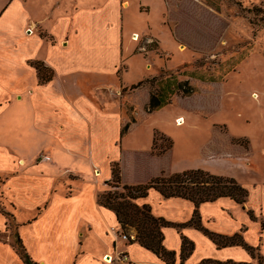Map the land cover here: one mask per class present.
I'll list each match as a JSON object with an SVG mask.
<instances>
[{
	"label": "crops",
	"instance_id": "crops-1",
	"mask_svg": "<svg viewBox=\"0 0 264 264\" xmlns=\"http://www.w3.org/2000/svg\"><path fill=\"white\" fill-rule=\"evenodd\" d=\"M137 1L148 6L147 0ZM129 5L130 0H0V132L9 126L8 130L28 137L27 149L3 143L0 138V172L2 168L4 172L17 168L10 176L22 175L30 182L47 185L43 196L48 198L40 205V213L18 226L22 242L25 232L34 237V248H25L40 264H109L102 260L103 256L116 257L120 252L127 254L125 264H166L139 243L123 238L115 213L97 200L110 177L109 162L121 156L102 153L109 143L117 145V141L114 142L116 137H107L108 130H98L97 92L87 83L89 78H104L102 75L107 72L115 75L116 66L124 60V46L130 49L124 15ZM140 32L143 28L133 30L131 40ZM133 33L137 35L132 36ZM32 60L43 62L53 71L49 81L39 82L36 69L29 63ZM126 65L125 71L129 67L127 62ZM111 89L103 88L109 92ZM13 101L25 103L26 109L8 111ZM176 119L178 124L182 122L181 116ZM18 148L20 152H16ZM44 149L51 150L55 166L46 161L33 162L34 156ZM18 153L24 166H15ZM72 158H81L86 172L95 166L98 175L83 173V181L69 179L68 186L79 181L81 187L66 194L57 184L59 177L65 178L59 169L74 166L69 162ZM75 166V171L82 173ZM251 168L249 171L258 174L257 168ZM175 172L179 171L166 174ZM209 172L235 178L247 189L248 196L242 204L228 196L200 203L197 209L202 227L225 237L239 234L251 250L241 245L217 246L190 224L179 229L165 226L161 229L162 243L175 251L174 264H200L208 259L264 264V174L251 173L249 179L243 180L223 172ZM122 181L128 184L124 178ZM136 202L147 203L154 216L175 224L188 222L195 209L189 199L164 197L153 188ZM4 222L0 212V229ZM182 235L193 242V250L183 262ZM0 264L25 263L9 243L0 242Z\"/></svg>",
	"mask_w": 264,
	"mask_h": 264
},
{
	"label": "rangeland",
	"instance_id": "rangeland-1",
	"mask_svg": "<svg viewBox=\"0 0 264 264\" xmlns=\"http://www.w3.org/2000/svg\"><path fill=\"white\" fill-rule=\"evenodd\" d=\"M147 1L149 7L130 0L124 10L125 34L130 39V49L124 46L123 54L128 70L121 60L115 75L107 72L104 78H89L87 83L97 92L98 130H108L106 136L116 137L114 142L117 141V145L109 143L102 153L121 156L109 162V169L117 162L121 183L124 178L128 184L145 183L187 168L223 172L243 180L251 177V167L258 169L255 176L264 174V0ZM140 28L143 32L132 41V31ZM170 75L187 80L194 92L184 95L178 90L167 105L147 112L149 94L158 89L159 79ZM103 88H112L111 93ZM25 109V103L13 101L7 110ZM179 116L180 124L176 119ZM129 118L135 121L120 137V124L121 131ZM2 129L0 141L27 149L28 137L8 130L9 126ZM97 134L101 135L99 131ZM166 138L171 139L172 146L161 153L167 145ZM157 152L161 154L155 155ZM20 159L19 153L15 155V166H24ZM41 161L55 166L49 149L34 156L33 162ZM69 162L82 173H77L74 166L59 169L56 165L60 175H65L58 178L57 184L66 194L81 187L78 182L83 181V173L98 175L95 166L86 172L81 158ZM4 170L0 172V209L6 213H2L5 222L0 242L14 249L19 222L28 219V223L40 213V205L48 198L43 196L47 185L30 182L22 175L10 176L17 168ZM69 179L79 181L71 187ZM104 188H109L105 182ZM113 190L122 191L120 187ZM119 232L131 238L135 234L132 227L124 231L119 227ZM35 242L34 237L24 233L23 243L28 250L34 248ZM123 255L127 257L125 252L111 256L114 260L109 264H125L128 257L124 262L118 260Z\"/></svg>",
	"mask_w": 264,
	"mask_h": 264
},
{
	"label": "trees",
	"instance_id": "trees-1",
	"mask_svg": "<svg viewBox=\"0 0 264 264\" xmlns=\"http://www.w3.org/2000/svg\"><path fill=\"white\" fill-rule=\"evenodd\" d=\"M237 3L240 4V2ZM243 9L247 11L252 10L250 8ZM262 19L264 20V18ZM29 63L36 69L40 83L47 82L52 78L53 71L45 66L43 62L32 60ZM158 83V89L149 94L146 105L147 112H153L167 105L170 102L171 96L178 90H182L184 95H190L194 92V88L188 84L187 80H177L173 75L165 79H159ZM139 84L140 82H138L136 86ZM134 121L135 119L132 118L123 125L120 131V137L129 128L131 122ZM166 139L167 145L161 149L160 152L172 146L171 139ZM154 140L153 145L155 143ZM160 152L155 153V155H160L162 153ZM105 183L109 188L98 193V203L115 213L117 222L123 231L127 227L134 228L135 234L133 238H131L129 234L124 233L129 243H139L142 247L156 254L166 264H174L175 251L166 249L162 243L163 234L161 229L165 226H175L179 229L185 224H190L202 230L204 234L217 244V246L241 245L247 250H251V248L243 242L239 234H235L231 237L221 236L203 228L200 223V216L197 208L202 202L213 201L221 196L231 197L237 203L241 204L246 201L248 196L247 189L240 185L233 177L217 175L207 170L197 168L175 172L168 176H156L145 183L124 184L121 183L120 180L119 164L114 162L110 168V179L105 180ZM117 187H120L122 191L113 190V188ZM151 188L158 190L164 197L178 196L192 201L195 209L191 219L183 224H175L163 217L154 216L147 203L139 205L136 200L146 197ZM0 212L3 214L6 213L1 209ZM261 225L264 227V221L261 222ZM13 247L25 264H40L31 258L17 233L15 234ZM192 250L193 242L182 235L180 248L181 262L190 255ZM200 264L244 263H236L230 260L220 262L208 259L203 260Z\"/></svg>",
	"mask_w": 264,
	"mask_h": 264
},
{
	"label": "built area",
	"instance_id": "built-area-1",
	"mask_svg": "<svg viewBox=\"0 0 264 264\" xmlns=\"http://www.w3.org/2000/svg\"><path fill=\"white\" fill-rule=\"evenodd\" d=\"M122 237L126 239V236H125V235H122ZM108 259H109V258H108ZM126 259H127V257H126L125 255H123V256H119V257H118V260H119L120 262H124ZM113 260H114V259H113L112 257H110V259H109V261H107V263H111Z\"/></svg>",
	"mask_w": 264,
	"mask_h": 264
},
{
	"label": "bare ground",
	"instance_id": "bare-ground-1",
	"mask_svg": "<svg viewBox=\"0 0 264 264\" xmlns=\"http://www.w3.org/2000/svg\"><path fill=\"white\" fill-rule=\"evenodd\" d=\"M183 49V48H182ZM181 123V121L179 122V124ZM109 259H110V257H109ZM109 259H108V257L106 258V256H103V258H102V260L104 261V262H106L107 263V261H109Z\"/></svg>",
	"mask_w": 264,
	"mask_h": 264
}]
</instances>
